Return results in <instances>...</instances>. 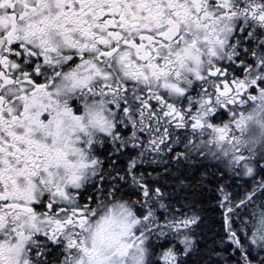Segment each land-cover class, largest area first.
<instances>
[{
    "label": "snow or ice",
    "instance_id": "snow-or-ice-1",
    "mask_svg": "<svg viewBox=\"0 0 264 264\" xmlns=\"http://www.w3.org/2000/svg\"><path fill=\"white\" fill-rule=\"evenodd\" d=\"M0 264H264V0H0Z\"/></svg>",
    "mask_w": 264,
    "mask_h": 264
}]
</instances>
